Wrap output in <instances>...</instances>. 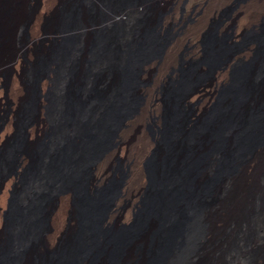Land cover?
<instances>
[{
	"label": "bare ground",
	"instance_id": "bare-ground-1",
	"mask_svg": "<svg viewBox=\"0 0 264 264\" xmlns=\"http://www.w3.org/2000/svg\"><path fill=\"white\" fill-rule=\"evenodd\" d=\"M97 1L106 4V0H0V66L8 65L13 61L14 55L38 42L41 20L44 22L49 17L73 15L78 18L75 28L52 23L43 28V33L61 36L73 31L83 35L93 26L128 22L140 8L138 6L134 10L129 7L109 16L103 15L101 19L90 20L86 17V11L96 8ZM108 41L112 46L117 43L114 38ZM91 44L92 41L88 38L82 40V47H89ZM165 45L157 48L151 56L154 58H148L151 59L150 63L160 57ZM102 46L109 44L104 41ZM142 46L143 42H138L137 47ZM81 50L79 48L76 51ZM6 55L12 58L4 61L3 57ZM142 63L139 62L137 66L141 68ZM125 69L129 71L133 82L130 87L123 89L119 102L125 105L132 99L131 105L123 114H113L115 110H111L112 101L118 98L122 89L119 71L113 69L111 76H105L99 82L105 93V100L98 102L87 99L86 104L83 102L74 109V120H89V136L85 138L84 131L80 133L79 123L74 120L63 129L72 143L67 155L61 153L64 151H59L60 146L64 145L63 140L55 136L45 138V149L39 158L35 159L30 150V145L44 130L43 127L53 123L63 112V102H57L52 111L45 114V118L40 111L42 114L29 118L21 127L20 133L25 144L15 151L12 168L0 177V262L6 246V215L11 208L9 194L20 185L17 190L19 210H29L32 195L45 186L43 174L56 168L50 197L38 210L28 213L29 220L37 217L41 219L35 244V248L39 249L26 250L25 244L19 239V232L26 227V212L20 214V221L12 227L14 237L11 249L14 257L18 256L16 264H36L34 259L38 250L43 253L49 242L51 246L54 244L56 233L53 229L56 222L59 221L63 228L70 229V226L80 221L73 197L74 188L63 185L65 177L71 178L74 185L85 191L92 218L89 219L90 224L83 229L80 239H70L58 248L56 252L63 249L60 252H63V256L59 259L46 258L44 264H85L89 257L92 258L90 264H264V84L261 80L263 76H259L261 70L255 71L252 76L225 77V82L234 87L232 98L222 97L218 102V109L212 112L214 115L218 111L215 121L217 132L213 134L218 135L220 147L203 156L199 169L184 167L187 166V153L195 156L196 153L207 151L213 136L210 132L200 135L199 147L194 143L195 138H192L184 149L180 147L174 151L169 167L164 164V160L161 161L163 152L159 151L161 155L159 153L155 157L153 173L155 185L153 189L146 183H143L144 188L141 187L145 192L151 193L149 211L141 217L140 222L137 221V214L123 216L124 221L135 225L134 232L120 242L126 260L118 257L115 262L108 261L103 248L113 245L105 238L104 229L116 223L123 213L122 204L130 194L129 183L138 159L131 151L133 138L130 132L136 121L134 114L142 101L138 93L142 85L139 78L141 69ZM9 70L15 75L12 86L14 106L20 107L26 87L17 70ZM84 75L86 73L81 72L74 76L72 85L78 87L81 98L86 99L92 79ZM33 82H39L42 95L51 81L48 76H37ZM67 85L68 79L62 78L57 86L53 85L55 94H62ZM12 126L10 119H5L0 124V144L4 145L9 139L13 132ZM187 128H190L187 120L175 125L172 134L175 144L183 143L185 138L182 136ZM214 129L213 124L211 131ZM114 157H126L129 163L133 161L131 171L125 170L119 180L120 192L109 196L107 208L99 214L98 201L93 196L96 189L108 179L109 162ZM191 159L192 157L189 158ZM31 169L34 171L22 180L23 174ZM139 169H142L141 166ZM208 171H211L212 178L206 184L204 180L208 178ZM49 216L52 218L50 227ZM155 232L156 236L152 240L151 236ZM43 236L46 239L41 241ZM152 252L157 254L153 255Z\"/></svg>",
	"mask_w": 264,
	"mask_h": 264
},
{
	"label": "rangeland",
	"instance_id": "rangeland-1",
	"mask_svg": "<svg viewBox=\"0 0 264 264\" xmlns=\"http://www.w3.org/2000/svg\"><path fill=\"white\" fill-rule=\"evenodd\" d=\"M96 3V8L92 7L86 11V17L90 20L101 19L103 15L109 16L129 7H133L134 10L138 6L140 8L137 13H133L128 22L93 26L83 35L76 31V33L72 31L61 36L43 33V28L52 23L75 28L78 18L73 15H59L51 19L49 17L44 22L41 20L38 26V33L40 32L38 42L31 48L14 55L12 64L9 63V66H0V124L5 119H10L13 125V132L9 139L4 145L0 144V177L12 168L15 151L25 144L20 130L29 118L41 112L44 113L43 118H45V114L51 112L57 102H63L65 106L63 112L53 123L43 127L44 130L30 145V150L35 159L39 158L45 149V140L55 136L63 140L64 145L60 146L59 151H64L61 153L67 155L72 143L63 133V129L75 119V107H79L83 102L86 104L87 99L104 101L105 93L100 88L99 82L105 76H111L113 69H117L121 76L122 89L118 93V98L113 99L111 110H115L113 113L115 115L123 114L124 110L131 105L132 99L129 103L122 105L119 97L123 95V89L130 87L133 82L129 71L125 68L129 67V70L138 71L141 69L139 78L142 85L138 93L142 101L137 113L134 114L136 121L133 131L130 132L133 138L131 151L138 156V161H135L137 165L134 164L136 170L133 168L135 172L129 183L131 191L122 204L123 213L120 219L109 228L104 226L105 238L112 242L110 244L113 246L103 250L108 261L112 263L118 257L120 260H126L125 251H122L123 246L120 242L135 230V225L124 221L123 216L137 214V221H141V217L149 211L151 193L142 189L143 183L150 184L151 189L155 185L153 173L156 166L155 157L159 153L161 155L159 151L163 152L161 161L164 160V164L169 167L173 152L178 148L184 149L185 144L188 146L192 138H195L194 143L199 147V137L202 133L217 132L215 121L218 111L214 115L212 112L218 109V102L222 97L231 96L232 98L231 93L234 88L231 87V83L225 82L226 78L252 76L255 71L261 70L259 76H263L261 80L264 84V0H106V4L100 1ZM84 38L92 41L89 47H82ZM111 38L117 41L113 46L108 41ZM104 41H107L109 46H102ZM140 41L143 42V46L138 48L137 44ZM162 44L166 45L160 57L150 63L151 59L148 60V58H154L151 56ZM79 48L82 49L81 52L76 51ZM9 58L12 56L6 55L3 60L6 61ZM141 61L143 63L140 68L137 64ZM9 68L17 70L26 87L23 104L20 107L14 106L12 86L15 83L13 79L15 75ZM81 72H85L84 76L92 79L86 99L81 98L79 88L72 85L74 76H78ZM37 76H48L51 81L48 82L49 86L42 95L39 82H33ZM64 77L68 79V85L62 94L56 95L53 85L57 86ZM185 120L190 126L182 136L185 140L182 144H175V140L172 139L174 127ZM74 121L79 123L80 133L84 131L87 138L89 120ZM213 124L215 129L211 131ZM220 143L218 135L213 134L207 151L201 154L196 153L195 156L187 153L188 160L185 165L188 167H184L190 169L189 166H192L193 170L199 169L203 156L216 151ZM156 148L158 151L155 152ZM190 157H192L191 160H189ZM114 158L109 162L108 179L104 185L96 189L93 196L96 197V202L98 201L99 214L107 208L109 196L120 192L119 180L125 170L131 171L133 161L127 162L126 157ZM33 171L34 169L26 171L22 180ZM54 171L56 168L43 174L45 186L32 195L29 210H19L17 190L20 185L9 194L11 208L6 215L8 226L6 246L0 264H16L18 260V256L14 257L11 249L14 237L12 227L20 221L22 212H26L27 219L24 223L26 224L24 231L19 232V239L25 244L26 250L37 248L35 244L42 224L41 219L37 217L29 220L28 213L38 210L50 197ZM210 172L208 171V178L204 180L206 184L212 178ZM63 185L74 188L73 197L80 221L70 226V229H65L59 221L56 222L53 229L56 233L54 244L51 246L49 242L45 253L38 250L34 259L36 264H44L46 258L59 259L61 255L63 256V252L60 253L63 249L56 252L58 248L70 239L72 241L80 239L83 229L90 224L89 219L92 216L89 215V202L86 203L83 188L74 185L69 177L63 179ZM51 221L52 218L49 216V227L52 225ZM155 236L156 232L151 239L154 240ZM45 239L46 236H43L41 241ZM152 253L157 254V252ZM123 256L124 259H122ZM91 259V257L87 258L85 264H90Z\"/></svg>",
	"mask_w": 264,
	"mask_h": 264
}]
</instances>
